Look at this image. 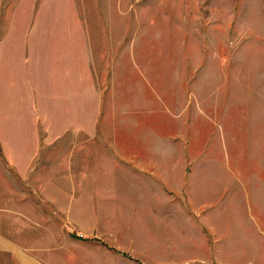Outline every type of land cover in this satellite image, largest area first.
Masks as SVG:
<instances>
[{"label": "rangeland", "instance_id": "rangeland-1", "mask_svg": "<svg viewBox=\"0 0 264 264\" xmlns=\"http://www.w3.org/2000/svg\"><path fill=\"white\" fill-rule=\"evenodd\" d=\"M2 41L99 90L0 108L10 260L264 264V0H0Z\"/></svg>", "mask_w": 264, "mask_h": 264}, {"label": "crops", "instance_id": "crops-1", "mask_svg": "<svg viewBox=\"0 0 264 264\" xmlns=\"http://www.w3.org/2000/svg\"><path fill=\"white\" fill-rule=\"evenodd\" d=\"M3 47V41L0 48ZM62 58L54 63L46 57L36 56L34 51H15L14 46H8L6 53L0 52V108H12L17 106L19 101L29 100L27 107H33L36 91L40 88L48 89L51 92L50 99L58 101L59 120L62 123V85H66L71 91L70 98L79 102L80 109L78 115L82 116L80 123L92 126L97 124L99 117V90L98 84L91 75V68L88 62L79 59L75 62V67H71L62 72ZM72 65L71 63H69ZM76 99V100H75ZM54 107V103L52 104ZM71 107V104H70ZM76 108V109H77ZM31 139L34 135H31ZM34 148L32 147L33 154ZM28 154V153H27ZM8 253V260L0 264H35L34 259H29L27 254L22 253L20 259L10 260L11 243L9 240L4 243L0 238V252Z\"/></svg>", "mask_w": 264, "mask_h": 264}, {"label": "trees", "instance_id": "trees-1", "mask_svg": "<svg viewBox=\"0 0 264 264\" xmlns=\"http://www.w3.org/2000/svg\"><path fill=\"white\" fill-rule=\"evenodd\" d=\"M74 235V234H73ZM75 236V235H74ZM123 255L129 256L127 253L125 252H121Z\"/></svg>", "mask_w": 264, "mask_h": 264}]
</instances>
